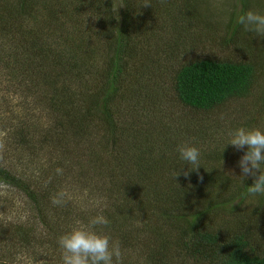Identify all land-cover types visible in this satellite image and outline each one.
Here are the masks:
<instances>
[{
  "label": "trees",
  "instance_id": "1",
  "mask_svg": "<svg viewBox=\"0 0 264 264\" xmlns=\"http://www.w3.org/2000/svg\"><path fill=\"white\" fill-rule=\"evenodd\" d=\"M237 1L224 44L253 0ZM202 4L0 0V62L17 92L36 99L17 115L0 110V186L20 192L33 217L0 220V264H23L22 254L62 264L58 237L101 213L122 264H264V196L242 198L255 177L214 163L233 147L222 152L224 136L198 170L185 176V165L174 178L181 119L207 122L209 133L228 127V105L241 107L238 126L253 123L258 101L264 113L262 61L196 55ZM60 190L70 199L57 207Z\"/></svg>",
  "mask_w": 264,
  "mask_h": 264
},
{
  "label": "rangeland",
  "instance_id": "2",
  "mask_svg": "<svg viewBox=\"0 0 264 264\" xmlns=\"http://www.w3.org/2000/svg\"><path fill=\"white\" fill-rule=\"evenodd\" d=\"M203 2L202 11L207 16L208 22L204 20L205 28L201 34V44L197 49H195L196 55L201 57L208 55L227 57L239 56L238 58L241 59H247L250 56L262 61L261 65L264 64V36H257L255 33L248 32L243 28L235 41L230 44L223 43V38L226 35L228 28L231 27L232 10L235 7L240 10L241 4H238L237 0H203ZM251 10L264 14V0H253ZM213 28L216 32V40L211 32ZM3 41L5 40L0 38V44ZM10 41H12V39H9L7 42ZM252 54L254 56H252ZM262 67L263 71L260 77L261 81L256 91L259 98L260 95L264 93V66L262 65ZM4 68L5 67L2 66V62H0V110L5 112L8 108L14 111V114L17 115L19 113L18 111H24L21 109V107H23V101H26L28 104H32L30 106H33L36 99L33 97L27 98L24 94L17 92V89L12 85L11 81L7 79L8 75H6L7 73ZM24 107H26L25 102ZM27 108L28 106L26 109ZM240 110V106L236 108L234 105H228L224 110L225 115L227 114L225 119L227 120L226 125L228 127L209 130V133L207 130L209 123L184 117L179 122L180 129L178 133L175 131V134L177 135L179 141H182V143L195 145L200 148L202 153L205 151L207 152L208 150L215 148L217 146L216 144L220 142L218 137L220 138L224 136L226 138L227 132L232 129L235 124L240 123ZM36 111H38L37 108L31 109V113H35ZM250 111L254 113V116L256 115V119L253 120V123L250 124L249 127L264 125L262 102L258 101L257 104L250 109ZM180 112L181 110L177 111L178 114H180ZM20 115H22V113ZM237 126L238 125H235L234 128ZM215 131L216 135L213 136ZM210 134L212 136L208 137ZM4 137V133L0 131V150L4 146ZM246 150V148L243 150H237L232 147L226 157L222 158L223 163L222 161H220V163L218 161H214V163L219 165L221 167V171L225 174L240 176L241 172L238 167V161L244 155ZM257 175H259V173H257ZM248 178L253 177L249 176ZM30 209L31 207L28 204V201L20 192L8 186H0V220L3 219L8 222L12 221L13 223L19 224L29 222L33 219ZM17 261L22 262L23 264H40V262H35L31 255L27 254H22L21 257L19 256Z\"/></svg>",
  "mask_w": 264,
  "mask_h": 264
},
{
  "label": "clouds",
  "instance_id": "3",
  "mask_svg": "<svg viewBox=\"0 0 264 264\" xmlns=\"http://www.w3.org/2000/svg\"><path fill=\"white\" fill-rule=\"evenodd\" d=\"M236 22L246 31L264 36V14L249 10L238 15ZM228 145L237 150L247 149L238 161L241 175L235 177L243 182L249 176L255 177L250 186L244 184L242 198L247 200L264 196V125L255 127L241 125L230 129L226 134L222 152ZM176 151L182 164L174 175L175 179L185 165H187V171L183 173L185 176L202 166V154L197 146L181 143L177 145ZM56 171L57 174H62L63 170L58 168ZM68 199H70L68 192L60 190L51 197V203L61 207ZM109 225V219L102 213L89 217L86 223L76 221L74 226L57 239L62 264H122L121 243L104 231Z\"/></svg>",
  "mask_w": 264,
  "mask_h": 264
}]
</instances>
